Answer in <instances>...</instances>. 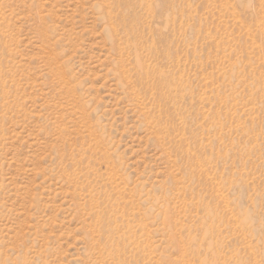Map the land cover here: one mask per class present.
<instances>
[{
    "label": "rangeland",
    "instance_id": "rangeland-1",
    "mask_svg": "<svg viewBox=\"0 0 264 264\" xmlns=\"http://www.w3.org/2000/svg\"><path fill=\"white\" fill-rule=\"evenodd\" d=\"M0 264H264V0H0Z\"/></svg>",
    "mask_w": 264,
    "mask_h": 264
}]
</instances>
